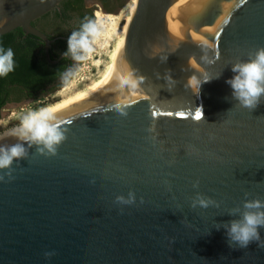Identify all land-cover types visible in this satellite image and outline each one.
Masks as SVG:
<instances>
[{"label":"water","instance_id":"95a60500","mask_svg":"<svg viewBox=\"0 0 264 264\" xmlns=\"http://www.w3.org/2000/svg\"><path fill=\"white\" fill-rule=\"evenodd\" d=\"M61 1L0 0V35L19 27L46 52L30 22ZM260 47L264 0H135L115 78L54 111L68 130L57 155L0 141L27 149L0 181V264H264L258 242L229 247L222 226L246 199L264 201V97L250 111L226 83ZM132 69L145 77L135 94L119 87ZM193 74L219 78L197 94L185 88ZM129 193L133 203L116 202ZM197 194L219 207L193 208Z\"/></svg>","mask_w":264,"mask_h":264},{"label":"clouds","instance_id":"9594fccd","mask_svg":"<svg viewBox=\"0 0 264 264\" xmlns=\"http://www.w3.org/2000/svg\"><path fill=\"white\" fill-rule=\"evenodd\" d=\"M99 35L97 24L93 21L86 20L81 24L77 31L71 32L67 40V51L65 57H70L73 61H82L88 54L91 45ZM14 51L11 48L5 49L0 46V78L6 77L14 71ZM168 57L162 62H166ZM206 63H214L207 56L201 58ZM218 59V55H217ZM190 63L192 61L190 60ZM232 72L235 74L233 78L226 81L231 86L233 98L238 104L250 111L255 109L264 97V47L257 48L255 52L250 53L246 61H239L232 65ZM72 75L71 70L65 73V79ZM160 79L161 77L158 76ZM219 78V76L214 77ZM214 78L201 79L193 74L185 84V88L191 87L196 89L197 94L202 83H207ZM163 79L166 85L171 86L176 83L172 78L171 70H167ZM145 77L139 74V70L132 69L125 75L119 77V87L121 89L128 88L133 94L143 83ZM127 100L119 101L115 108L121 115H127L122 105H127ZM67 128H63L57 120L52 108L41 107L36 110L29 111L21 119L18 127L12 130V135L18 141H24L31 147L33 144L37 146V153L53 157L57 155L59 146L67 139ZM27 156V149L23 143L17 142L11 145H0V170L7 169V172L0 171V181L5 179V175L12 178V165L14 161H19ZM246 196L248 194H245ZM130 198L125 199L123 196H117L116 202L121 204H131L134 202L132 193ZM201 207L207 209L209 206L219 207V204L211 198L197 194L192 201V207ZM230 215L239 214V219H233L222 226L226 229L229 247L233 245L239 248H247L248 245L255 241L258 246L264 248V241L261 240L258 229L264 227V201L261 199L245 200L243 202V211L239 208L232 209ZM218 225L217 230H219ZM45 258L55 255L54 252H45Z\"/></svg>","mask_w":264,"mask_h":264},{"label":"trees","instance_id":"16d2710c","mask_svg":"<svg viewBox=\"0 0 264 264\" xmlns=\"http://www.w3.org/2000/svg\"><path fill=\"white\" fill-rule=\"evenodd\" d=\"M100 6L111 11L113 6L118 5L121 0H96ZM62 7L69 8L73 11H84L82 0H62L58 4ZM122 8V5L119 9ZM53 8L52 10H54ZM51 11V10H50ZM50 11L42 14L46 15ZM89 11L85 9V14ZM91 21V15H87ZM38 38L29 34H24L19 27L0 35V46L5 49L11 48L14 51V71L6 77L0 78V110L6 104L11 102H22L26 98L31 97L36 91L42 90L44 86L49 84L53 76L48 75L49 67L40 57L33 55L31 47ZM41 42V40H40ZM33 96V100L38 99Z\"/></svg>","mask_w":264,"mask_h":264},{"label":"rangeland","instance_id":"374dc122","mask_svg":"<svg viewBox=\"0 0 264 264\" xmlns=\"http://www.w3.org/2000/svg\"><path fill=\"white\" fill-rule=\"evenodd\" d=\"M134 2L135 0H121L118 5L113 6L111 11H106L100 6V4H97L94 0H84L85 7L88 10H91V21H95V12H98L100 15L102 14V24L100 26H97L99 35L91 45L88 54L82 61L77 62V65L73 70L72 75L68 76V78L62 83V86H60L57 91L51 92L50 94L45 95L44 97H39L36 100H24L22 101V103L17 104L15 106L2 108L0 110V130L8 126L19 124L23 116L26 115L29 111L36 110L46 104H50L52 102L64 98V96L58 97V92L62 90L65 86L67 88V91H71L74 88L81 89L82 87L88 85L91 81H93L96 76L104 70V67L107 64L106 55L103 54H105L106 49H108L109 47L105 45L107 40L105 36L106 25L109 20L106 18L105 15H120V21L118 24V37L119 40L122 41L127 14L131 10ZM121 5L122 8L119 9Z\"/></svg>","mask_w":264,"mask_h":264},{"label":"flooded vegetation","instance_id":"af4514ba","mask_svg":"<svg viewBox=\"0 0 264 264\" xmlns=\"http://www.w3.org/2000/svg\"><path fill=\"white\" fill-rule=\"evenodd\" d=\"M94 1L98 3V1ZM82 5L84 11H72L70 7L66 8L61 5H57V7L54 10H51L48 14L40 15L30 22L32 27L40 31L47 39L51 40L46 48V52L43 42H40L39 38L35 40V44L31 47V51L35 57H41L48 65L50 68L48 75L53 76V79L49 84L54 85L46 91L44 90V86L42 90L36 91L28 98L32 99L35 95L38 96L37 98L44 97L41 94L48 95L51 92L57 91L60 80L62 79V83L66 80L65 73L69 70L73 72L75 69L77 62L75 61L73 63V60L70 57H65L64 53L67 51V40L71 32L79 30L81 24L86 22V20H89L87 15L91 13V10H88L85 7L84 0H82ZM85 9L89 11V14H85ZM45 55H47L48 59L52 62H47Z\"/></svg>","mask_w":264,"mask_h":264},{"label":"bare ground","instance_id":"6f19581e","mask_svg":"<svg viewBox=\"0 0 264 264\" xmlns=\"http://www.w3.org/2000/svg\"><path fill=\"white\" fill-rule=\"evenodd\" d=\"M166 8H167V6L164 8L163 16L166 20V26L169 28V21H168L167 15H166ZM101 15L98 12L94 13V17H95L94 22L97 24V26H100L102 24V16ZM105 16L109 20V22L106 25L105 36H106L107 40H106L105 45L109 46V47H108V49H106L105 54L102 53L103 55H106V63H107L104 67V70L99 75H97L93 81H91L88 85L82 87L81 89L74 88L71 91L70 90L67 91V88L65 86L62 90H60L58 92V97L64 96V98L59 99V100L52 102L50 104H46L42 107H50L53 109V111H55L56 109L61 108L62 106L66 105L68 103H71V102H73V101H75V100H77V99H79L85 95L92 93L93 91H95L98 88L106 85L107 83H109L110 81H112L115 78V76L117 75L118 62H119V52H120V46L122 43V41H120L119 37H118V24L120 21V15H115V16L105 15ZM102 26H104V25H102ZM18 125L19 124L13 125V126H8L4 129L0 130V141L3 140L4 138L8 137V136H11L12 130L14 128L18 127Z\"/></svg>","mask_w":264,"mask_h":264},{"label":"snow or ice","instance_id":"6c2138e0","mask_svg":"<svg viewBox=\"0 0 264 264\" xmlns=\"http://www.w3.org/2000/svg\"><path fill=\"white\" fill-rule=\"evenodd\" d=\"M197 118H199V117H197Z\"/></svg>","mask_w":264,"mask_h":264}]
</instances>
